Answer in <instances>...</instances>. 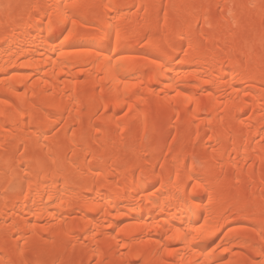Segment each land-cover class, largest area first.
Masks as SVG:
<instances>
[{
	"label": "bare ground",
	"instance_id": "bare-ground-1",
	"mask_svg": "<svg viewBox=\"0 0 264 264\" xmlns=\"http://www.w3.org/2000/svg\"><path fill=\"white\" fill-rule=\"evenodd\" d=\"M2 1L0 264H264V0Z\"/></svg>",
	"mask_w": 264,
	"mask_h": 264
},
{
	"label": "rangeland",
	"instance_id": "rangeland-1",
	"mask_svg": "<svg viewBox=\"0 0 264 264\" xmlns=\"http://www.w3.org/2000/svg\"><path fill=\"white\" fill-rule=\"evenodd\" d=\"M5 1L7 2V3H5V4H8V3L10 2V0H3V1H2L3 3H2V2H1V3L4 4ZM163 1H164V0H163ZM199 4H200V3H199ZM4 6H5V5H4ZM202 6H203V5H197V7H202ZM132 11H134V9H132ZM160 11H161V13H159V14H162V13H163V9L160 10ZM239 16H240L241 18H243V17L245 16V12H243V11L240 12V13H239ZM218 20H219V19H214V20H213V24H212L211 22H209V25H207L206 20H203V21H205V22L202 23V19H195V20H194V19H190V20H186V21L184 20V21H183V24H184V25L186 24L185 26L188 25V26L191 27V28L194 27V28L197 29V30L200 28L201 25H202V26H206V25H207V26H210V25L212 26V25H213V26H212L213 28H212L211 26H210V27H211L212 29H214V25H216V24L219 22ZM210 23H211V24H210ZM189 24H190V25H189ZM195 24H196V26H194ZM203 24H204V25H203ZM205 24H206V25H205ZM189 27H188V28H189ZM207 28H208V27H207ZM211 28H208V29H210V31H213ZM165 29L167 30L166 27H163V28L157 30V31L155 32L154 36H157L156 33H158V32H159V34L161 35V34L165 31ZM163 30H164V31H163ZM162 31H163V32H162ZM166 32H167V31H166ZM158 36H159V35H158ZM158 36H157V37H158ZM144 41H145V40H143L142 42H144ZM216 44H217V43H216ZM146 54H147V56H148V55H152V53L149 54V51H148ZM138 55L143 56L142 53H139ZM246 111H247V112H246ZM246 111L243 113V117H248V118H249V116H250V114H251L250 109H248V110H246ZM117 112H119L118 116H119V115H122V116H123V114L127 113L126 108L119 109V110H117ZM201 115L205 116V113L202 112ZM248 115H249V116H248ZM203 116H201V117H203ZM199 120H200V118H199ZM199 120H197V121H199ZM61 121H62V119H61ZM63 121H64V120H63ZM63 121H62V122H63ZM58 134H60V133H58ZM127 134H128V135H127ZM58 136L60 137L61 135H57V136L55 135V137H58ZM125 136H127L128 141H130V140H133V141H134V140L136 139V137H137V133L131 130V131H128V132L125 134ZM131 136H132V137H131ZM53 137H54V136H53ZM53 137H52V138H53ZM55 137H54V138H55ZM128 137H129V138H128ZM171 138L173 139L172 136H170V137L168 138L169 141H167V138H166V139L163 138V140H161L162 143L160 142V144H162V145H161V146H162L161 149L163 148V149H162L163 151L166 149L168 142L171 141V140H170ZM39 139H40V140H39ZM39 139H38V142H40V144H43V143L45 142L44 139H43L44 142H43L42 138H39ZM133 141H130L131 144H133V143H132ZM160 144H159V145H160ZM165 144H166V145H165ZM210 144H212L211 141H208L207 145H209V147H210ZM164 145H165V147H164ZM159 147H160V146H159ZM209 147H208V148H209ZM19 149H22V147H20ZM143 155H145V154L143 153ZM148 157H150V155H149V154H146L145 158L149 159ZM196 159H197V158H196ZM251 163H253V162H248L247 165H248V164L250 165ZM251 165H252V164H251ZM258 165H259V164H258ZM157 167H158V166H157ZM254 194H255V195H254ZM259 194L261 195V193L255 192V193H253V196H256V197H257ZM95 261H96V260H94V261L92 260V261H91V264H94L93 262H95ZM138 263L140 264V263H141V260H133V264H138ZM95 264H96V263H95Z\"/></svg>",
	"mask_w": 264,
	"mask_h": 264
}]
</instances>
